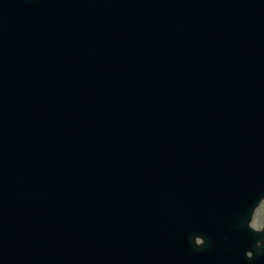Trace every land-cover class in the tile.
Segmentation results:
<instances>
[{
	"label": "water",
	"instance_id": "1",
	"mask_svg": "<svg viewBox=\"0 0 264 264\" xmlns=\"http://www.w3.org/2000/svg\"><path fill=\"white\" fill-rule=\"evenodd\" d=\"M263 199L264 0H0V264H264Z\"/></svg>",
	"mask_w": 264,
	"mask_h": 264
},
{
	"label": "rangeland",
	"instance_id": "2",
	"mask_svg": "<svg viewBox=\"0 0 264 264\" xmlns=\"http://www.w3.org/2000/svg\"><path fill=\"white\" fill-rule=\"evenodd\" d=\"M251 223L255 226L264 225V199L256 207Z\"/></svg>",
	"mask_w": 264,
	"mask_h": 264
},
{
	"label": "flooded vegetation",
	"instance_id": "3",
	"mask_svg": "<svg viewBox=\"0 0 264 264\" xmlns=\"http://www.w3.org/2000/svg\"><path fill=\"white\" fill-rule=\"evenodd\" d=\"M250 224H251L252 227H254V229H256V230H261V235L264 234V225L255 226V225H253L252 223H250ZM196 241H197V242H201L202 239H200V238L197 237ZM262 241H263V239H261V238L259 237V239L257 240V244H258V245L261 244ZM258 248H260V249H261V252H262L263 249H262L260 246H259ZM247 254L250 255V254H252V252H251L250 250H248V251H247ZM262 256L264 257V252H263ZM27 264H29V262H27Z\"/></svg>",
	"mask_w": 264,
	"mask_h": 264
}]
</instances>
